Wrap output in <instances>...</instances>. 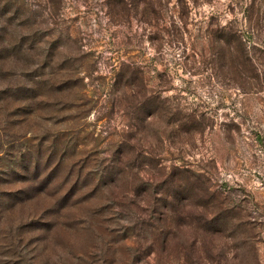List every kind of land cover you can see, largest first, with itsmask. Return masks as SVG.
Segmentation results:
<instances>
[{
  "label": "rangeland",
  "instance_id": "374dc122",
  "mask_svg": "<svg viewBox=\"0 0 264 264\" xmlns=\"http://www.w3.org/2000/svg\"><path fill=\"white\" fill-rule=\"evenodd\" d=\"M0 264H264V0H0Z\"/></svg>",
  "mask_w": 264,
  "mask_h": 264
}]
</instances>
